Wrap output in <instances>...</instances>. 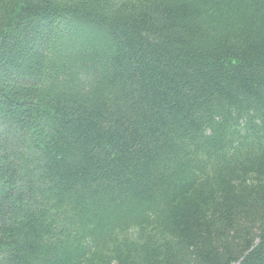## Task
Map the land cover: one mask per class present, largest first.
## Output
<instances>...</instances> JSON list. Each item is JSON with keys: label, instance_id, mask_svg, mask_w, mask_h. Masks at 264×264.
Listing matches in <instances>:
<instances>
[{"label": "trees", "instance_id": "trees-1", "mask_svg": "<svg viewBox=\"0 0 264 264\" xmlns=\"http://www.w3.org/2000/svg\"><path fill=\"white\" fill-rule=\"evenodd\" d=\"M0 264H264V0H0Z\"/></svg>", "mask_w": 264, "mask_h": 264}]
</instances>
